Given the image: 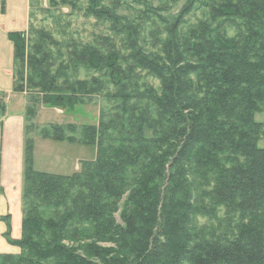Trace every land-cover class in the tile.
Wrapping results in <instances>:
<instances>
[{"label": "trees", "instance_id": "16d2710c", "mask_svg": "<svg viewBox=\"0 0 264 264\" xmlns=\"http://www.w3.org/2000/svg\"><path fill=\"white\" fill-rule=\"evenodd\" d=\"M189 1L143 39L144 24L119 29L89 0L88 17L130 36L69 44L66 61L48 33L32 28L30 49L9 35L16 93L70 113L112 88L113 108L82 128L96 156L79 173L35 171L26 142L22 236L6 235L20 252L0 264H264V0H201L194 25ZM81 69L100 77L74 79Z\"/></svg>", "mask_w": 264, "mask_h": 264}, {"label": "rangeland", "instance_id": "374dc122", "mask_svg": "<svg viewBox=\"0 0 264 264\" xmlns=\"http://www.w3.org/2000/svg\"><path fill=\"white\" fill-rule=\"evenodd\" d=\"M95 1L99 8L107 9L120 22L117 26L119 29L127 27L131 21L137 25L144 24L143 39L147 38L153 28L160 25L161 17L175 18L189 3H192L189 0ZM202 4L201 0L194 4L185 22L194 25L208 20L207 11L203 9ZM88 6L89 0H32L30 27L26 32L28 49L36 42L34 32H31L32 28L35 32L43 31L52 37L59 45L52 49L53 54L61 61L67 60L69 44L91 45L102 37L120 43L123 41L122 36L125 38L130 36L124 30H122V35L116 34L115 28L113 29L114 23L109 20L99 22L88 17L86 13ZM218 25H223L222 32L229 38L236 36V28L233 25L223 21H219L216 26ZM59 50L63 53H59ZM94 77L99 78L100 75L85 69L79 70L73 76L74 79L80 81L91 80ZM149 81L154 87H158V82ZM112 93V88H107L102 93L87 97L84 104L78 105L73 112L69 113L62 109L44 106L38 93L26 89L22 95L27 101L24 107L28 116L27 142L33 146L34 170L41 173L71 176L81 171L85 161L94 160L96 156L94 148L81 144L82 128L99 125L102 113L113 108V102L108 97V94L112 95ZM22 103L20 102V105ZM257 120L262 122L264 114L257 116ZM61 128L63 131L60 134L58 130ZM58 136L64 140L57 141ZM71 138L75 140L74 143L68 141ZM212 222L205 218L198 219L200 227H210Z\"/></svg>", "mask_w": 264, "mask_h": 264}, {"label": "crops", "instance_id": "0c3cea01", "mask_svg": "<svg viewBox=\"0 0 264 264\" xmlns=\"http://www.w3.org/2000/svg\"><path fill=\"white\" fill-rule=\"evenodd\" d=\"M31 4L0 0V254H19L6 235L15 241L22 236L28 116L26 98L15 92V49L9 35L28 31Z\"/></svg>", "mask_w": 264, "mask_h": 264}]
</instances>
